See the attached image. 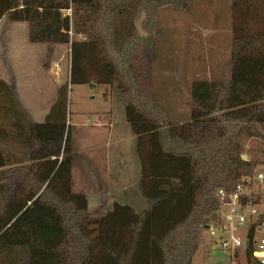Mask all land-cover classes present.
I'll return each mask as SVG.
<instances>
[{
    "label": "trees",
    "instance_id": "16d2710c",
    "mask_svg": "<svg viewBox=\"0 0 264 264\" xmlns=\"http://www.w3.org/2000/svg\"><path fill=\"white\" fill-rule=\"evenodd\" d=\"M228 1L226 75L193 81L188 119L171 121L151 100L146 48L154 11L181 0H0V20L26 23L29 43L70 50L68 79L44 122L0 137V264H191L217 219L218 190L264 164L241 159L248 140L264 141V0ZM69 85L124 95L141 213L118 203L107 210L105 196L88 210L73 192ZM17 138L23 153L11 148ZM243 259L258 264L248 250Z\"/></svg>",
    "mask_w": 264,
    "mask_h": 264
},
{
    "label": "rangeland",
    "instance_id": "374dc122",
    "mask_svg": "<svg viewBox=\"0 0 264 264\" xmlns=\"http://www.w3.org/2000/svg\"><path fill=\"white\" fill-rule=\"evenodd\" d=\"M2 21L7 22V18L4 17ZM230 21L228 0H181L180 7L165 6L154 11L149 31V46L146 48L149 61V91L157 111L171 121L188 119L186 101L189 100V87L193 81L219 80L226 75L231 41ZM48 47L49 54L42 63L44 66L49 64L52 75L58 72L57 78L63 82L68 79L69 74V46ZM124 105V95L114 87L68 86L67 125H70L72 149L76 156L84 158V161L89 158L91 160L94 154L99 157L98 165L94 161V165L88 167L96 178L97 183H93L91 170L85 172L83 165L75 164L73 154V192L82 193L86 197L88 210H94L99 203L96 184H99L107 195L109 207L115 201H121L119 185L113 187V182L108 180L114 169L112 154L114 156L115 153H119V157L126 161V166L123 163L122 168L130 169L125 173L128 174V179L123 183L127 188L121 192L122 197H125L124 205H128L136 213H141L147 207L146 201L134 184L135 178L140 177L141 172L135 150L136 137L130 126L116 124L113 129L93 126L96 124L98 112H102L99 114V123L105 122L106 119L110 122L120 116L124 118ZM11 148L14 151H24L19 146ZM244 148L243 154L248 160L257 162L264 158V141L248 140ZM129 164L130 167L127 166ZM200 238V245L191 264L234 262L230 253L220 250L218 243L205 231ZM243 257L241 253V260Z\"/></svg>",
    "mask_w": 264,
    "mask_h": 264
},
{
    "label": "crops",
    "instance_id": "0c3cea01",
    "mask_svg": "<svg viewBox=\"0 0 264 264\" xmlns=\"http://www.w3.org/2000/svg\"><path fill=\"white\" fill-rule=\"evenodd\" d=\"M3 18L0 20V137H2L3 133H6L10 135L6 139L11 140V135L17 133V126H26L28 122L35 124L44 122L56 99L58 88L66 80L60 82L57 78L59 77L57 76L58 72H54L53 76L49 71V64L44 66L42 62L45 61L50 48L47 45L31 44L28 42L26 23L8 20L6 22L2 21ZM186 102L188 105L189 100ZM100 113L102 112L96 114L97 121L93 126L107 127L108 129L112 127L113 129V126H116V124H120L121 126L127 124L121 116L112 119L110 122L106 119L105 122L99 123ZM2 139L4 140V138ZM15 142L14 146L21 147L18 138ZM15 152L23 153L22 151ZM73 154H75L74 151ZM119 156V153H115L114 156L112 154L114 169L108 180L113 182L115 185L113 187H118L119 185L122 192L127 188V186L123 185L125 180L128 179V174L125 175V173L129 172L130 169L122 168L123 163L126 166V161L125 159L123 160V157L120 158ZM98 158L94 154L91 156V160L90 158L85 159V162L84 158L81 159L75 154V164L80 163L81 166L83 165V170L89 172L91 170V168H88L91 167L89 165H94V161L98 165ZM127 166L130 167V164ZM93 173L91 170V182L95 183L96 178H94ZM140 178L141 173L140 177H136L134 181V184L138 187V191ZM96 189L99 195L98 202L101 196H105L107 198L106 209L111 208L113 203L110 207L108 206V197L101 190L99 184H96ZM121 192V201H115L114 203L124 205L126 203L124 201L125 197H122Z\"/></svg>",
    "mask_w": 264,
    "mask_h": 264
},
{
    "label": "built area",
    "instance_id": "2783aa9c",
    "mask_svg": "<svg viewBox=\"0 0 264 264\" xmlns=\"http://www.w3.org/2000/svg\"><path fill=\"white\" fill-rule=\"evenodd\" d=\"M253 171L252 177L230 192L218 190L217 219L205 228L219 249L230 253L232 264H245L240 254L246 250L258 264H264V164L256 165Z\"/></svg>",
    "mask_w": 264,
    "mask_h": 264
},
{
    "label": "water",
    "instance_id": "95a60500",
    "mask_svg": "<svg viewBox=\"0 0 264 264\" xmlns=\"http://www.w3.org/2000/svg\"><path fill=\"white\" fill-rule=\"evenodd\" d=\"M241 159L243 161H248V157L246 155H244V154L241 155ZM245 248H247V244L245 245Z\"/></svg>",
    "mask_w": 264,
    "mask_h": 264
}]
</instances>
